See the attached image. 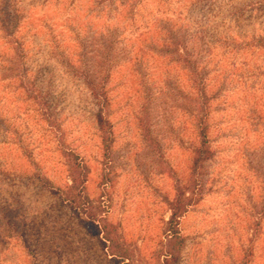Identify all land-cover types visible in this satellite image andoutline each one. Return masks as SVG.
I'll return each instance as SVG.
<instances>
[{
  "label": "rangeland",
  "instance_id": "rangeland-1",
  "mask_svg": "<svg viewBox=\"0 0 264 264\" xmlns=\"http://www.w3.org/2000/svg\"><path fill=\"white\" fill-rule=\"evenodd\" d=\"M185 56L203 67L214 155L167 259L199 141ZM85 74L107 94L108 149ZM88 207L131 264H264V0H0V264H125Z\"/></svg>",
  "mask_w": 264,
  "mask_h": 264
},
{
  "label": "trees",
  "instance_id": "trees-1",
  "mask_svg": "<svg viewBox=\"0 0 264 264\" xmlns=\"http://www.w3.org/2000/svg\"><path fill=\"white\" fill-rule=\"evenodd\" d=\"M16 56L18 57L17 63L21 64L24 58V50L20 46V43H17V45L14 47ZM185 60L189 63L191 75H192V87H191V94L190 96L193 101L194 108L192 109V117L194 118L195 125L197 127L198 131V137L199 141L197 145L194 147V155L192 160V172L190 177V182L188 185H180L177 187V196L171 203V214L167 221L168 224V231L167 234V242H166V250L165 255L168 259L169 257L176 256V254L180 250V246L182 243V239L178 233V223L180 220V217L183 214L184 204L183 200H185V188L190 190V194L186 201H188V204H192L195 201H197L200 198V169L201 166L205 161L210 159L214 155V150L211 147L210 143V137H209V124H208V115H209V109H208V93H207V86L206 81L204 79V72L203 67H199L197 65L196 61H191V59L187 56H185ZM23 65V64H22ZM17 67H15L16 69ZM22 76L25 75V70H22ZM85 80L89 87H91L92 90H95V95L97 98H99V103H101V108L98 110L96 118L97 123L99 125V129L101 131V137L104 142V146L106 149L109 148V143L111 142V135H112V128H111V121L106 117L104 113V107L107 105V94L105 90L100 87L98 89V85H94L91 81V78H89L85 74ZM72 180L73 183L69 187V195L68 198L69 201L72 202V205L76 207L75 205V198L77 195L74 192L77 186L83 185L85 178H86V166L84 164L77 163V167L75 170L72 171ZM87 216L92 221L93 224H95L97 227V232L103 233L104 238V245L107 246V248L110 249V255L118 259L119 261H124L125 264H131L130 260V253L129 248L121 241V239L118 237L117 233L113 231L112 229L108 228L109 223L103 222V217L99 216L96 213V208L88 207L87 209ZM96 210V211H95ZM110 225V224H109Z\"/></svg>",
  "mask_w": 264,
  "mask_h": 264
}]
</instances>
